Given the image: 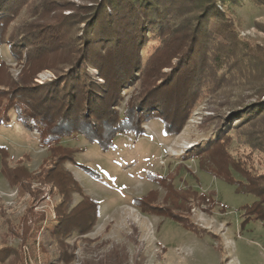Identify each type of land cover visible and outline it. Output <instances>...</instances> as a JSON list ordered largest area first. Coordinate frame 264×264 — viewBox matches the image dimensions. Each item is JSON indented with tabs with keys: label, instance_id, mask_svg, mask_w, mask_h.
I'll return each instance as SVG.
<instances>
[{
	"label": "trees",
	"instance_id": "16d2710c",
	"mask_svg": "<svg viewBox=\"0 0 264 264\" xmlns=\"http://www.w3.org/2000/svg\"><path fill=\"white\" fill-rule=\"evenodd\" d=\"M252 1L264 6V0ZM240 2L0 0V48L7 47L14 58L24 61L18 78H13L0 57V123L15 109L18 121L28 129H38L42 144L54 152L65 150L62 140L78 133L107 150L113 147L120 132L142 135L145 117L159 118L165 133H174V128L180 129L182 115L191 110L198 96H214L219 89L238 80L251 92L232 101L225 100L214 116L205 118L204 124L215 121L216 131L194 150L206 154L200 163L203 169L235 183L240 192L259 196L245 209L248 217L264 221V171L255 172L246 160L235 158L228 148L231 141L228 130L235 127L239 141L251 150L249 158L257 150L264 153V47L239 35L238 24L228 12ZM151 33L158 44L144 58L143 48ZM91 68L97 73L92 74ZM46 69L52 70L54 77L41 84L36 82L37 73ZM132 85L137 90L121 115L117 108L125 97L123 91ZM252 97L255 99L249 101ZM8 153L7 147L0 145L3 174L10 183H19L28 190L26 181L32 172L22 165L10 166ZM60 158L54 166L42 167L37 175L44 181H52L63 195L62 202L55 207L57 220L49 226L57 246L49 262L56 259L59 264H70L76 253L66 240L73 234L90 232L100 204L84 196L78 205L69 208L76 190L73 186L79 185L61 167L70 156L64 154ZM84 168L99 177L96 170L86 165ZM233 169L245 179H237ZM150 175L172 188L171 179ZM31 191L35 199L39 191ZM196 194L193 192L189 198L184 195L183 201L187 202L182 209L160 207L148 195L135 198L134 203L145 212L167 214L195 229L189 220V202L197 196L205 201L206 196ZM0 214L6 215L3 207ZM42 217L43 213L34 212L33 205L26 209L21 220L22 247L3 242L0 264H7L13 256L17 264H27L23 254H35L36 237L42 230L38 222ZM14 227L13 223L9 225L11 231ZM137 229L133 225L129 237L139 243ZM43 245L47 248L44 241ZM112 252L101 260L83 257L81 264H129L126 245L117 244Z\"/></svg>",
	"mask_w": 264,
	"mask_h": 264
},
{
	"label": "rangeland",
	"instance_id": "374dc122",
	"mask_svg": "<svg viewBox=\"0 0 264 264\" xmlns=\"http://www.w3.org/2000/svg\"><path fill=\"white\" fill-rule=\"evenodd\" d=\"M228 14L238 24L241 37L253 45L264 47L263 5L241 0L232 6ZM212 35L222 39L219 34ZM157 44L158 40L151 33L149 42L143 48L144 58ZM0 57L8 66L7 72L18 78L24 61L14 58L7 47L0 48ZM89 70L92 74L97 73L92 68ZM53 77L52 70L46 69L37 73L35 81L41 84ZM235 82L219 89L214 96H198L191 110L182 115L180 129L174 128V133L167 135L159 118L145 117V132L142 135L120 132L114 139L113 147L107 150L78 133L76 137L62 140L65 150L54 152L48 145L42 144L38 129L26 128L18 121L15 109L8 112V119L0 123V145L9 151L7 160L10 166L22 165L32 175L26 181L29 189L25 190L19 183L9 182L0 162V207L6 212L4 216L0 214V247L3 242L12 247H22V216L33 205L35 213H43L38 222L42 230L36 237L35 254H23L25 262L59 264L56 259H51V262L48 259L57 249L52 240L53 230L49 226L57 220L55 207L62 202L63 195L52 181H44L37 174L42 167L54 166L58 158L60 160L67 154L71 159H66L59 166L79 185L78 188L73 186L76 190L69 208L73 209L84 196H90L100 204L99 215L90 232L84 235L76 233L67 238L76 253L70 264H81L83 257L101 260L113 253L112 249L117 244L126 245L129 264H264V221L248 217L245 209L259 196L240 192L235 183L203 169L200 163L205 160L206 154L194 150L216 131L215 121L204 124L205 118L214 116L225 100H235L251 90L238 80ZM135 88L136 85H132L123 91L125 97L117 108L121 115L137 90ZM254 99L249 98V101ZM235 132V127L228 130L231 135L228 148L232 155L246 160L255 172L264 171V153L257 150L249 158V146L240 142ZM84 165L96 170L99 177L90 175ZM233 173L237 179H245L235 169ZM150 174L166 177L167 181L171 179L172 188L168 189ZM70 183L74 181L71 179ZM34 189L39 191L35 199L31 191ZM193 192H197L196 196L206 195L205 201L197 196L198 199L189 202V220L195 229L167 214L145 212L134 203L135 198L148 195L160 207L170 205L173 209H182L187 202L183 201L184 195L191 197ZM12 223L15 227L11 231L9 225ZM133 225L138 228L139 243L129 237L133 233ZM13 257L8 259L7 264H17Z\"/></svg>",
	"mask_w": 264,
	"mask_h": 264
}]
</instances>
